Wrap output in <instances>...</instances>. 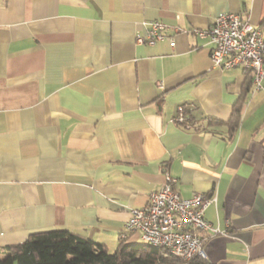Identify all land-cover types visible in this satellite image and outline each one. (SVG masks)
I'll list each match as a JSON object with an SVG mask.
<instances>
[{"label":"crops","instance_id":"0c3cea01","mask_svg":"<svg viewBox=\"0 0 264 264\" xmlns=\"http://www.w3.org/2000/svg\"><path fill=\"white\" fill-rule=\"evenodd\" d=\"M223 13L264 38V0H0V260L51 230L142 244L129 210L168 174L215 199L190 264H264V79L213 67L192 33ZM153 21L172 46L136 42Z\"/></svg>","mask_w":264,"mask_h":264},{"label":"built area","instance_id":"2783aa9c","mask_svg":"<svg viewBox=\"0 0 264 264\" xmlns=\"http://www.w3.org/2000/svg\"><path fill=\"white\" fill-rule=\"evenodd\" d=\"M167 26L158 21L148 24L145 37H137V43L154 45L173 38L167 36ZM184 32L175 28V33ZM199 38L207 37L212 48L209 52L211 65L217 69L242 68L252 72L253 91L261 89L264 79V38L260 28L238 15L223 13L218 15L206 30L192 29ZM185 107L176 109L173 123L191 129L193 125L184 113ZM177 181L164 175L162 187L148 196L147 203L129 210L124 225L127 232L139 234L143 243L166 250L179 259L180 264H188L194 258L205 260L202 232L218 233L205 220V209L215 201L207 194L195 193L183 199L175 190Z\"/></svg>","mask_w":264,"mask_h":264},{"label":"trees","instance_id":"16d2710c","mask_svg":"<svg viewBox=\"0 0 264 264\" xmlns=\"http://www.w3.org/2000/svg\"><path fill=\"white\" fill-rule=\"evenodd\" d=\"M246 71L250 84L253 75ZM239 112L238 108L232 112V127L239 123ZM0 264H180V260L146 243L121 242L110 253L103 245L66 230H51L29 235L23 243L10 248Z\"/></svg>","mask_w":264,"mask_h":264}]
</instances>
